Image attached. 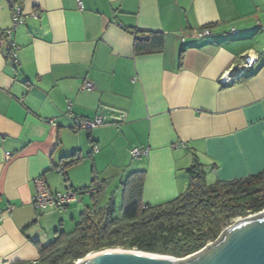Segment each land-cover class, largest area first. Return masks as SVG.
I'll list each match as a JSON object with an SVG mask.
<instances>
[{
  "label": "crops",
  "instance_id": "1",
  "mask_svg": "<svg viewBox=\"0 0 264 264\" xmlns=\"http://www.w3.org/2000/svg\"><path fill=\"white\" fill-rule=\"evenodd\" d=\"M22 6L16 61L5 34L12 8L0 0V264L36 259L39 246L72 231L79 218L70 205L35 209L38 176L52 191L100 177L120 179L122 189L130 172L145 169L144 202L160 204L187 188L195 157L210 182L264 169V0H23ZM208 24L210 35L190 36ZM150 32L163 33L164 47L136 53L135 36ZM247 54L259 56L250 75L222 84V74L238 70ZM70 103L76 117L112 109L126 116L74 130ZM135 147L148 152L133 157ZM74 152L79 161L63 166ZM78 168L94 174L92 183L77 180Z\"/></svg>",
  "mask_w": 264,
  "mask_h": 264
},
{
  "label": "trees",
  "instance_id": "2",
  "mask_svg": "<svg viewBox=\"0 0 264 264\" xmlns=\"http://www.w3.org/2000/svg\"><path fill=\"white\" fill-rule=\"evenodd\" d=\"M135 37L136 53L160 51L164 47L163 33L150 32L147 37ZM8 48L10 53L9 42ZM249 75L245 73L238 80ZM79 159V154L74 152L61 163L67 166ZM187 174L188 186L177 197L150 204L143 199L146 170L130 172L121 182V215L116 213L113 196L100 203L104 181L93 180L90 185L71 188L83 194L92 185L97 186V192L90 194L92 203L81 210L74 229L61 230L50 243L39 246L36 259L13 264H75L88 253L115 247L182 258L214 241L235 218L264 209V169L245 177L209 182L205 165L195 157Z\"/></svg>",
  "mask_w": 264,
  "mask_h": 264
},
{
  "label": "water",
  "instance_id": "3",
  "mask_svg": "<svg viewBox=\"0 0 264 264\" xmlns=\"http://www.w3.org/2000/svg\"><path fill=\"white\" fill-rule=\"evenodd\" d=\"M75 264H264V209L235 218L214 241L186 257L108 248L88 253Z\"/></svg>",
  "mask_w": 264,
  "mask_h": 264
},
{
  "label": "built area",
  "instance_id": "4",
  "mask_svg": "<svg viewBox=\"0 0 264 264\" xmlns=\"http://www.w3.org/2000/svg\"><path fill=\"white\" fill-rule=\"evenodd\" d=\"M11 8H12V24L9 29L6 31V36L9 42V47L11 49V56L18 61V53H17V45L13 41V32L17 29V27L24 22V17L26 14L24 13L22 2L20 0H8ZM80 6H82L81 1H79ZM31 16L37 18V13H31ZM232 32H236L235 28L231 29ZM212 33L211 28L205 27L201 30H197L192 32L190 36L192 37H201L208 36ZM185 39V37H183ZM259 58L258 55L247 54L242 59V63L238 65V70L235 71H225L220 77V82L222 84H228L233 81V79H238L240 76L244 75L248 70H250L256 60ZM84 88L88 90H92L94 88L93 83L86 81L84 83ZM68 114L72 117V128L74 130L87 129L91 130L99 125H104L108 123H120L125 119L126 113L122 110L112 109L111 113L106 114L103 111L99 112L94 118H81L76 117L71 112V103L68 106ZM51 123H54V119H50ZM147 148H139L135 147L131 150V154L133 157H140L144 154H147ZM58 172H62V167L57 168ZM35 185V194L33 197V206L39 213L58 210L64 208L67 205H70L73 202L77 201V194L71 188H68L66 191H52L48 187L47 181L43 175L38 176L34 179ZM97 192V186L92 185L87 189L86 193L93 194ZM11 208H7L10 210ZM4 217V209L0 207V222Z\"/></svg>",
  "mask_w": 264,
  "mask_h": 264
},
{
  "label": "rangeland",
  "instance_id": "5",
  "mask_svg": "<svg viewBox=\"0 0 264 264\" xmlns=\"http://www.w3.org/2000/svg\"><path fill=\"white\" fill-rule=\"evenodd\" d=\"M89 167L91 169V165H89ZM77 175L79 176V177H77V180H84V181H88L89 183H92L94 174L93 173H90V174L87 173L86 174L85 168H78ZM114 178L111 177L109 179H106L105 187H104V190H103V193H102V198L100 200V203H104L111 196H113L115 198V202H116V213H117V215H121V213H122V200H123V198H122V189L120 187V179L115 181ZM102 180H103V177H100V178H97L96 182H100L101 183V182H103ZM62 181L64 182V177L63 176H62ZM66 190L67 189H65V188L61 189V191H66ZM76 194H77V201L71 203L70 206L67 207V208L71 209V211H73L76 214V216L78 217L80 215L81 210L86 205H89L90 203H92V199H91V195L89 193L80 194L79 191H76ZM82 199L85 200V203H83ZM71 211L69 213H67L68 219L70 218V216H72ZM115 248H122V247H115Z\"/></svg>",
  "mask_w": 264,
  "mask_h": 264
}]
</instances>
